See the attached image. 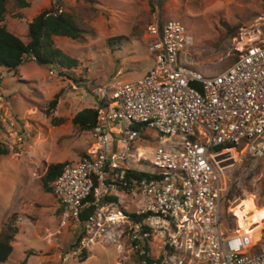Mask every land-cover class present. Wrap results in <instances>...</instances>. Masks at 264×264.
Returning a JSON list of instances; mask_svg holds the SVG:
<instances>
[{
  "label": "rangeland",
  "instance_id": "1",
  "mask_svg": "<svg viewBox=\"0 0 264 264\" xmlns=\"http://www.w3.org/2000/svg\"><path fill=\"white\" fill-rule=\"evenodd\" d=\"M17 1L8 0L1 25L28 43V23L53 3L26 0L31 7L22 8ZM60 5L84 31L83 39L54 38L55 46L76 65L65 75L56 66L27 62L18 74L7 71L4 83L6 120L0 121V148L9 154L0 158V234L15 213L19 227L14 251L5 264H144L131 250L128 233L114 228L89 247L86 261L64 262L62 256L94 224L63 226L57 199L53 192L44 191L43 176L51 164L78 163L94 149L91 132L79 131L72 119L86 108L99 106L96 87H105L111 95L117 86L140 79L154 67L146 37L154 18L182 22L195 43L181 51L180 63L214 76L235 61L239 34L263 19L264 0H63ZM52 69L59 78L50 76ZM56 96L60 99L52 107ZM16 131L20 142L12 136ZM164 140L157 131L145 129L134 144L133 166L153 173V167L139 165L137 160H151L159 147L181 150L186 137ZM219 160L227 179L221 207L223 229L233 234L238 230L247 246L259 243L264 248V159L229 149ZM110 193L119 199V209L128 213L139 212L151 202L139 190L126 193L113 187ZM97 217V221L106 218L98 213ZM177 254L171 255L159 244L150 246L154 264H178L187 257Z\"/></svg>",
  "mask_w": 264,
  "mask_h": 264
},
{
  "label": "built area",
  "instance_id": "2",
  "mask_svg": "<svg viewBox=\"0 0 264 264\" xmlns=\"http://www.w3.org/2000/svg\"><path fill=\"white\" fill-rule=\"evenodd\" d=\"M60 2L53 1L51 14L63 13ZM146 37L154 67L140 79L117 86L111 95L103 86L94 89L99 105L103 104L91 131L95 147L78 163H66L52 184L63 226L80 223L85 210L96 206V215L86 222L93 228L62 256L63 261L78 259L114 228L128 233L137 256L146 254L144 246L159 244L162 250L169 247L177 255L187 254L178 264H264V249L252 254L243 237L223 229L227 179L219 157L229 149L215 151L232 146L234 151L264 159V17L239 34L237 60L214 76L180 63L181 51L195 43L182 22L154 18ZM7 75L0 67V121L7 102ZM50 76L59 78L54 70ZM138 125L157 131L164 142L186 137L181 150L159 147L151 160L144 158L154 172H148L151 179L133 182L134 190L151 199L138 212L147 214L142 222L131 220L116 203H102L116 187L114 182L124 180L133 167L134 144L145 131L137 130ZM12 136L22 141L18 131ZM110 177L113 184L107 183ZM97 213L105 220L97 221Z\"/></svg>",
  "mask_w": 264,
  "mask_h": 264
},
{
  "label": "trees",
  "instance_id": "3",
  "mask_svg": "<svg viewBox=\"0 0 264 264\" xmlns=\"http://www.w3.org/2000/svg\"><path fill=\"white\" fill-rule=\"evenodd\" d=\"M54 0H51L53 3ZM63 1V0H61ZM18 5L22 8H29L31 4L26 0H18ZM8 0H0V67L6 69L8 72L16 71L22 64L27 62H35L42 67H52L56 66L60 70L70 71L77 63L76 60L62 52L59 48L55 46V37H68L73 40L83 39L84 31L75 23L73 17L70 14L62 13L60 15L51 14L53 12L52 7L42 11L28 25V39L29 42L25 43L21 38L11 33L5 26L1 23L5 21L6 18V6ZM51 14V15H49ZM237 60V56L235 61ZM234 61V62H235ZM233 62V63H234ZM68 75V74H65ZM60 96L51 102V106L55 107L58 103ZM102 105L96 108H86L79 113H77L72 119V123L81 132H91L93 128L97 125L98 118L100 115V109ZM139 131H144L145 127L142 125L136 126ZM232 146H220L215 149L216 152H221L224 149H231ZM9 154L6 149L0 148V158L3 155ZM85 156V155H84ZM256 159V158H254ZM67 162L51 164L45 175L43 176V188L47 193L53 192L52 184L61 175L63 168ZM141 164H147L142 161ZM140 165V164H139ZM153 176L148 172L139 169L138 167H132L127 170L126 176L122 181L116 180L114 185L119 192H132L135 187L134 181H142L143 179H151ZM108 184H113L111 179L107 181ZM229 191V189H228ZM226 197H223L225 201ZM93 196L88 200L93 201ZM242 200V199H241ZM102 203H119L117 196H105ZM237 204V203H236ZM121 209V208H120ZM121 211L128 216L131 220L135 222H142L143 219L147 217V214L128 213L124 209ZM96 206L91 205L85 210V212L80 217V223L84 224L88 221L89 217L95 214ZM18 214H13L7 221L5 228L0 234V264H5L11 257L14 251V242L19 234ZM82 236L78 238V243H80ZM77 243V244H78ZM76 245V244H75ZM72 246V248L75 247ZM146 254L143 256H138L146 264H154V260L149 256L150 247L148 245L144 246ZM70 249V250H71ZM167 250L173 254H177L174 249L167 247ZM137 254V253H136ZM88 258L87 252H85L81 257H79L80 262L86 261Z\"/></svg>",
  "mask_w": 264,
  "mask_h": 264
},
{
  "label": "crops",
  "instance_id": "4",
  "mask_svg": "<svg viewBox=\"0 0 264 264\" xmlns=\"http://www.w3.org/2000/svg\"><path fill=\"white\" fill-rule=\"evenodd\" d=\"M28 25H29V23H28ZM32 62V61H31ZM21 67V66H20ZM20 67L16 70V73L18 74L19 73V71H20ZM53 68V67H52ZM52 70H54V69H52ZM18 195H21V192L20 191H18ZM118 205V204H117ZM59 208H60V206H59ZM250 247V246H249ZM264 248L261 246V244H259V243H256V244H254V246H252L250 249H249V252L250 253H252V254H257V253H260L262 250H263ZM251 250H255V251H253V252H251Z\"/></svg>",
  "mask_w": 264,
  "mask_h": 264
},
{
  "label": "bare ground",
  "instance_id": "5",
  "mask_svg": "<svg viewBox=\"0 0 264 264\" xmlns=\"http://www.w3.org/2000/svg\"><path fill=\"white\" fill-rule=\"evenodd\" d=\"M236 233L239 234V236H241V234L238 232V230H237ZM241 237H242V236H241ZM246 247H247V248H250L249 246H247V244H246Z\"/></svg>",
  "mask_w": 264,
  "mask_h": 264
}]
</instances>
